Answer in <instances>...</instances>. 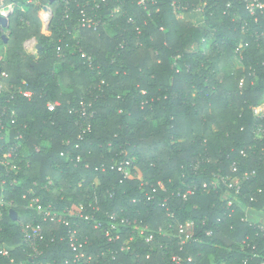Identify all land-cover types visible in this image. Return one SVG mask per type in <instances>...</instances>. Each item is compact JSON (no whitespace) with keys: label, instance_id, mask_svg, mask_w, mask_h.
Masks as SVG:
<instances>
[{"label":"trees","instance_id":"obj_1","mask_svg":"<svg viewBox=\"0 0 264 264\" xmlns=\"http://www.w3.org/2000/svg\"><path fill=\"white\" fill-rule=\"evenodd\" d=\"M43 3L53 10L48 33L33 5L15 12L7 43L0 23V46L8 49L0 69L15 87L32 92L30 99L0 97L3 122L11 124L0 129V158L10 143L20 145L17 175L0 164V241L14 248L15 263L67 264L73 257L66 240L48 242L36 258L20 245V222L42 224L48 238L66 234L27 208L24 195L36 184L43 204L59 212L83 203L105 225L114 214L155 232L148 244L139 229L126 228L113 244L93 222H79L91 243L87 252L99 255V264H174V255L182 264H264V221L251 219L264 214V118L254 113L264 103V13L253 17L238 0H151L145 6L110 0L95 10L89 3L88 13L101 24L87 29L77 8L67 18L58 0ZM201 6L204 27L179 18ZM33 37L41 45L35 55L23 47ZM49 102L60 103L56 112L48 111ZM81 102L92 104L93 119L82 117ZM20 135L23 140H15ZM127 160L141 180H123L111 169ZM245 173L239 193L221 180ZM188 221L200 241L181 251L168 224ZM160 227L170 238L157 234ZM132 233L130 250H122Z\"/></svg>","mask_w":264,"mask_h":264},{"label":"built area","instance_id":"obj_2","mask_svg":"<svg viewBox=\"0 0 264 264\" xmlns=\"http://www.w3.org/2000/svg\"><path fill=\"white\" fill-rule=\"evenodd\" d=\"M60 3L64 4L65 6V13H67L66 17L68 18L73 12L76 11L79 12L80 18V26L82 28L87 29H96L100 26L101 22L99 20H95L93 17L90 16V14L87 11V7L89 3H94V7H92L93 10L95 9H101L102 4H107L110 0H58ZM78 1H86L87 4L85 5H78ZM147 1L151 0H139V5H146ZM241 3H244L246 6V9L248 13L253 16L257 17L259 14L264 13V1L262 0H238ZM24 5H33L34 7L38 8V15L41 18L44 26V30L46 33L48 32V28L50 25V22L53 18V10L50 4H44L43 0H0V19H5L9 27L4 28L2 26V29L5 31V36H9V28L11 24V18L15 14L17 10L24 11ZM228 7H231L229 4ZM50 9V14H46L45 9ZM1 23V22H0ZM25 51L30 54H37L38 52V40L37 38L33 37L24 42L23 45ZM7 47L6 46H0V64L3 63L6 60L7 56ZM86 55L83 54V58H85ZM90 60V59H89ZM18 93L21 96L30 99L32 97L31 91H25L22 87H15L13 83L9 82V74L6 71H3L0 69V97L4 94H11L12 96ZM264 104V103H263ZM261 104V105H263ZM258 106L254 108V113L259 118H264V109L262 107ZM60 106L59 102H49L47 104V109L50 113L56 112L57 108ZM90 110H89V109ZM92 104L81 102V112L82 117L86 118L87 120L93 119L95 113L92 110ZM264 108V106H263ZM7 111L5 110L3 114H0V129L5 130L8 126L11 124H4L3 117ZM14 114V112H12ZM91 130V123H87V126L85 130H83V134L86 132H89ZM79 138H82V134L79 136ZM10 136L6 139L9 142ZM15 140H23V136H16ZM10 143V142H9ZM67 146H70V141L66 142ZM20 145L18 144H9V151L4 153L3 158H0V164L2 166H5L8 170L7 173L14 171L15 175L18 174V166L15 164V160L17 159L18 155L16 152L18 151ZM243 156H246V153L243 151L241 153ZM71 154L69 152H61V157H69ZM73 161V158L71 159ZM80 161V157L77 159ZM111 169H117L123 176V180H141L142 175L140 171L135 168L132 165V161L127 160L120 164H113ZM105 168H103V171ZM237 169H234L233 172H236ZM249 174L245 173L243 175L242 179L239 178H233V179H226L221 178V180L224 183H227L228 180V188L234 189L236 193H239V191L242 188L243 182L248 179ZM121 180V182H123ZM6 180L2 181L1 186L4 188L6 184ZM17 184L18 182L15 180L14 184ZM48 185H53V181L49 180ZM37 185L34 184V187ZM142 186H145L144 183H142ZM34 187L29 190V193L31 194L30 197L27 195H24V199L28 201L27 208L34 210L38 215H40L43 218L44 222H51L58 225L63 226L66 229L65 235H58L54 234L51 238L46 236L45 227L42 224H36L33 222H20V228L21 233L23 235L22 242L20 245L26 246L30 251V257L36 258L43 255L44 250L43 248L48 246V242H55L56 239H59L60 241H67L69 249L73 253V257L71 260H66V263H72V264H99V255L94 256L87 252V249L91 245L90 240L87 237H84L81 235V230L79 228L80 223L79 222H93V227L95 230L100 231L102 230L104 232V238L108 241V243H117L121 240V237L123 235V229H129L130 227L133 228L134 231L140 232L141 235L145 236V241L148 244H152L155 241V232H151L148 227H141L138 224V221H130L126 218H119L116 215H110L109 223L108 225H105L104 222L100 219H97L94 217V215H91L88 213L87 206L83 203L80 205H74L71 208H67L63 211H57V207L53 205H44L42 202L41 197L37 196L34 191ZM204 187H207L206 185ZM159 189L165 191V187L163 183H159ZM157 189H153L152 192L156 193ZM196 187L190 188L185 192L182 197L184 200H187L189 196H192L195 194ZM261 193L262 190H259ZM149 200L153 199L152 196H149L147 194ZM229 205L231 206L232 203L230 202ZM5 206V202L3 200L0 201V224L1 220L3 218V207ZM95 212L100 211L99 208L92 207V205H89ZM165 204L162 206L164 207ZM194 227L193 221H188L186 224H182L180 222H175V224H168V229L173 231V237L177 240V243L180 247V250L182 251L186 245L192 242H199L200 238L195 237L192 229ZM1 230V228H0ZM262 230L264 228L262 227ZM133 233L130 235L127 241L124 242V246L122 247V250H130V244L134 242V235ZM147 234V235H146ZM158 235H162L164 237L170 236L172 234H168L165 231L164 227H160L157 231ZM209 236H211V232L207 233ZM58 236V237H57ZM44 244V247H43ZM14 249V248H13ZM11 247H9L5 242L0 241V258L9 259L11 264H16L15 260L11 257V251L13 250ZM104 255V253H103ZM150 256H148L149 258ZM191 261V259H189ZM172 262L174 264H182L183 259L179 255H174L172 258ZM1 264V262H0Z\"/></svg>","mask_w":264,"mask_h":264},{"label":"rangeland","instance_id":"obj_3","mask_svg":"<svg viewBox=\"0 0 264 264\" xmlns=\"http://www.w3.org/2000/svg\"><path fill=\"white\" fill-rule=\"evenodd\" d=\"M195 13L196 14H193V15L179 14V18L184 20V21H189L196 26L204 27L205 26V19H204V15H203V6L199 7V9H197V11ZM263 106H264V104L261 105L262 109H264ZM251 219L255 220L257 222L258 221H264V214L259 215L258 213H255L251 216Z\"/></svg>","mask_w":264,"mask_h":264},{"label":"water","instance_id":"obj_4","mask_svg":"<svg viewBox=\"0 0 264 264\" xmlns=\"http://www.w3.org/2000/svg\"><path fill=\"white\" fill-rule=\"evenodd\" d=\"M45 12H46V14H50V9L49 8H46L45 9ZM0 22H1V24H2V26L4 28H8L9 27V24H8V22L5 19H0ZM4 40H5V43L8 42V38L6 36H4ZM38 48L40 49L41 48V45H39ZM10 215H11V217H12V219L14 221H16L18 219L17 218V213L13 209L10 211Z\"/></svg>","mask_w":264,"mask_h":264},{"label":"crops","instance_id":"obj_5","mask_svg":"<svg viewBox=\"0 0 264 264\" xmlns=\"http://www.w3.org/2000/svg\"><path fill=\"white\" fill-rule=\"evenodd\" d=\"M43 28H44V26H43ZM44 32L46 33V31L44 30ZM48 33V32H47Z\"/></svg>","mask_w":264,"mask_h":264}]
</instances>
